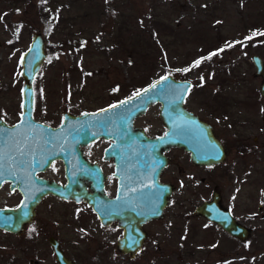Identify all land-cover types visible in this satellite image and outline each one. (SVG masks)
Returning <instances> with one entry per match:
<instances>
[{
  "label": "rangeland",
  "instance_id": "obj_1",
  "mask_svg": "<svg viewBox=\"0 0 264 264\" xmlns=\"http://www.w3.org/2000/svg\"><path fill=\"white\" fill-rule=\"evenodd\" d=\"M158 15L172 28L153 25ZM0 17V118L7 123L21 112L20 56L40 31L46 57L33 84L35 119L56 124L65 111L96 110L172 74L192 82L184 106L212 124L226 150L212 171L175 156L169 171L180 183L134 258L116 250L118 231L99 226L88 207L48 197L20 236L0 230V264H56L49 235L78 264H264V96L251 61L253 54L264 60V0H0ZM141 29L148 38L157 30L153 47L165 46L143 67L133 51ZM156 111L136 121L149 134L162 131ZM213 190L250 229L245 240L195 214ZM18 198L0 189V206Z\"/></svg>",
  "mask_w": 264,
  "mask_h": 264
},
{
  "label": "water",
  "instance_id": "obj_2",
  "mask_svg": "<svg viewBox=\"0 0 264 264\" xmlns=\"http://www.w3.org/2000/svg\"><path fill=\"white\" fill-rule=\"evenodd\" d=\"M21 57H23V63H21ZM45 57V40L40 31H35L31 35L29 46L20 56V74L23 83L19 118L12 124L0 118V128L15 130L14 126L20 125L17 139L26 153L22 159L34 160V166H36L31 171L33 179L29 176L30 173L22 172L21 164L16 166L19 171L15 170V175L5 171L4 176L0 177V185L4 180L11 181L10 191L17 190L22 194V199L17 206L0 207V229L20 234L23 226L33 219L38 203L47 194L65 199L73 198L76 201L85 200L103 223L116 219L119 200L117 197L113 199L106 197L102 183L99 184L95 193H76L69 179L65 184H61L54 180L38 178L35 173L45 170L56 159H62L67 170L68 148L74 147L77 151L81 145H86L100 137L121 140L122 143H118L122 145H126L124 143L126 138H133L129 146L138 149L136 151L139 154L137 162L141 163L142 167L145 168V165L150 163L149 178L151 182L153 181L151 189L145 193L146 199L143 201L145 207H139L138 221L133 220V227L130 224H122L124 236L117 244L118 249L133 257L142 248L147 237L141 224L163 216V210L173 191L171 184H163L158 180L162 168L168 161V158L163 157V150L170 146H179L189 153L192 164L212 165L225 160L224 145L215 136L210 123L185 108L184 101L192 82L188 79H177L172 74H164L133 94L96 110L79 114L65 112L61 123L57 126L43 123L33 116L35 101L33 84ZM251 60L255 67L254 76L261 77L263 80L260 84V92L264 95V60L257 54H253ZM163 77H168V79L163 80ZM146 89L147 92H145ZM138 92L141 95L137 96ZM122 101H127V103L121 104ZM154 103H160L159 116L166 131L161 135L151 137L142 128L134 130L132 120L143 114ZM114 104L120 107L110 108ZM104 109H109V111L102 112ZM22 117L25 120L24 124H21ZM262 118L264 120V115ZM131 129L134 130L135 135L130 136ZM56 133H60L59 139L51 140L50 137ZM165 133L169 135L165 136ZM14 143L9 145L7 154L17 155V158L21 159L15 152ZM41 160L46 162L41 164ZM66 176L68 177L67 173ZM107 213L114 214V216H105ZM195 214L217 224L228 234L242 241L250 234V229L237 221L229 209L222 206L221 196L217 190L213 191L210 200L196 206ZM131 220L126 222H131ZM52 245L59 264H76L64 255L56 241L52 242Z\"/></svg>",
  "mask_w": 264,
  "mask_h": 264
},
{
  "label": "flooded vegetation",
  "instance_id": "obj_3",
  "mask_svg": "<svg viewBox=\"0 0 264 264\" xmlns=\"http://www.w3.org/2000/svg\"><path fill=\"white\" fill-rule=\"evenodd\" d=\"M262 82H263V80L261 81V83ZM259 91H260V85H259ZM260 94H261V92H260ZM152 107L157 108L155 115L157 117V120H159L158 122H159L160 126L162 127V131L160 133H156V134H149L143 126L136 124V121L138 119H140L141 117H144L145 114L147 113V111ZM159 108H160V103H154V104L150 105L143 114L134 117V119L132 120V128L134 130L138 129V128H142V129H144L146 134L148 136H151V137H155V136L163 134L166 131V127L161 122V119L159 116ZM65 112H69V111H65ZM65 112L62 113L60 121L57 122L56 124H50V123H46V124H49L51 126L59 125L62 121L63 114ZM263 115H262V117H263ZM201 119H203V118H201ZM203 120H205V119H203ZM205 121H207V120H205ZM43 123H45V122H43ZM134 130L131 129V131H129L130 136L135 135ZM214 134H215V131H214ZM215 136H216V134H215ZM132 139L133 138H128V139L126 138L124 140V143L126 145H122V144L118 143L121 140L119 141L118 139L117 140L105 139L104 137H100L96 140L89 142L86 145H81L77 151H76V148H74V147L68 148L67 153L69 154V160L67 163V170H66V165H65L64 161L62 159H56V160L52 161L51 164L45 170L35 173V176L38 178H45L48 180H54V181L61 183V184H65L66 182H68V179H69L73 185V190L76 193H88V194L95 193L98 190L99 184L102 183L106 197H108L109 199H113V198L117 197L118 195L121 197V199L118 202L119 206H118V210L116 212V215H117L116 219L115 218L112 220L110 219V220H108V222L103 223L99 220L96 213L92 210L91 205H88V203L85 200L76 201L73 198L65 199V198L59 197L57 195L47 194L38 203V205L36 206V209H35V214H34L33 219L23 226L20 234H15L13 232H8L5 230H2V231L16 235V236H20L24 232V230L35 219V217L37 215L38 208L42 204L44 199H46L48 197H53V198L59 200L60 202H68V203H72V204L85 205L96 216V219L98 221L99 226H101L103 228L115 227V229L118 231L117 236L115 238L116 250L123 255H127L131 259L134 258L142 250L144 245H142V248L137 253H135L133 257H130V255L128 253L121 252L118 249L117 244H118L119 240L121 238H123V236H124V226L122 224H124V223L130 224V226L133 227V222L138 221L139 212H140L139 207H142V206L145 207L144 203H143V201L146 199L145 193L149 192V190L152 187L151 184L153 181L151 182V179L149 178L150 163L148 162V164H146L145 168H144L141 166L142 165L141 163L137 162L139 154L136 153V151L138 149H135L134 147L129 146V143L133 142ZM253 140L256 142L258 140V138L254 137ZM120 143H122V142H120ZM224 148H225V146H224ZM9 155L10 154L8 153V156ZM175 156H178L179 159L183 162L187 156L189 161H190L189 153L182 147L170 146L169 148H166L165 150H163V157H164V159L168 158V161L165 164V166L162 168V170L159 174L158 180L160 183H163V184H171L173 186L172 194L174 193V191H176L178 183H180L179 181L176 182V179L174 178L175 174L169 171L171 166L173 165ZM161 163H162V161H161ZM191 164H192V162H191ZM219 164H221V163L212 164V165H194V164H192V165L196 166L198 169L203 170V171H212ZM21 165L23 168L22 172L24 171L25 174L30 173L29 176H31V178L33 179V175L31 173V171L33 169H35L36 166H34V164L31 167H28L25 164H21ZM130 168H131V172H130ZM180 168H181V170H179V171H182L183 168L181 167V165H180ZM15 170L17 171L18 169L15 168ZM52 172L56 173L57 177H55V176L52 177V175H51ZM66 173L68 174V177L66 176ZM168 173H169V175H168ZM201 180L203 181L204 177H201ZM10 184H11V181L4 180L0 185V189L6 186L7 189L10 191ZM213 191H215V190H213ZM13 192L18 193V196H19L18 202L15 203L14 205L0 206V207H15L19 204V202L22 199V194L17 190H14ZM212 194H213V192H212ZM205 201H207V200H205ZM168 203H169V201H168ZM167 206H168V204L166 205V207ZM166 207L163 210V215H164V211H165ZM105 216L113 217L114 214L107 213V214H105ZM162 217L159 219H162ZM129 219H132L131 222H126ZM159 219H150V220L144 221L141 224L142 229L147 234L146 239L149 237V233L147 231V226L150 225V223H152L154 221H158ZM210 223H213V222H210ZM134 228H135V226H134ZM232 237H234V236H232ZM55 241L58 243V246L60 247V242L54 236L49 235L46 239V242L51 249V252L53 254V257H54L56 264H59V262L56 259V255L54 253V249H53V245H52V242H55ZM60 249L62 250L61 247H60ZM62 252L64 253L63 250H62ZM64 255H66V254L64 253ZM67 258H69V257H67ZM69 259L72 260L71 258H69ZM72 261L75 262L74 260H72ZM76 264H78V263H76Z\"/></svg>",
  "mask_w": 264,
  "mask_h": 264
},
{
  "label": "snow or ice",
  "instance_id": "obj_4",
  "mask_svg": "<svg viewBox=\"0 0 264 264\" xmlns=\"http://www.w3.org/2000/svg\"><path fill=\"white\" fill-rule=\"evenodd\" d=\"M46 2V0H45ZM0 20H2V17H0ZM31 51V49H30ZM218 51H223V49H220ZM217 52H214L212 54H210V57L212 55H217ZM209 57V58H210ZM21 63H23V57H21ZM201 63V61H196L195 62V66H199V64ZM190 69H186L185 71H188ZM163 80H167L168 77H163ZM155 87V85L153 86ZM148 90L146 89L145 92H147ZM141 95V93H137V96ZM127 101H122L121 104H126ZM120 107V105L114 104L111 105L110 108H118ZM109 111V109H104L102 110V112H107ZM87 115V114H85ZM25 120L22 117L21 119V124H24ZM30 123V121H29ZM63 127V126H62ZM19 128L20 125H16L14 126L15 130H9V129H5V128H0V177L4 176L5 171H9L11 172V174L15 175V168L17 165L19 164H25L28 167H31L35 161L34 160H23L22 157H24L26 155L25 151L23 150V147L21 146V143L19 141V139H17L18 135H19ZM168 133H165V136H168ZM60 136V133H56L55 135H52L50 137L51 140H58ZM25 139H28V137H25ZM163 139V137L161 138ZM14 143V148H15V152L18 154L19 157H21V159L17 158V155H12V156H8L7 151L9 150V145ZM7 161V164H6ZM45 160H41L40 163L43 164L45 163ZM121 197L118 195L117 196V200H120ZM25 215H27V213H25ZM33 231H35V229H33Z\"/></svg>",
  "mask_w": 264,
  "mask_h": 264
},
{
  "label": "trees",
  "instance_id": "obj_5",
  "mask_svg": "<svg viewBox=\"0 0 264 264\" xmlns=\"http://www.w3.org/2000/svg\"><path fill=\"white\" fill-rule=\"evenodd\" d=\"M154 20L150 21L153 23V25L156 24H162V28L161 29H169L172 27H169V24L166 23V21H164L161 17L158 16H154ZM147 30V29H146ZM158 31L153 29V31L150 33L149 38L147 37V33L144 32L143 29H141V34L138 32L134 35L135 39H136V45L135 48L133 49V51L137 54V58H136V63L138 64L139 67H143V65L145 64V62L147 60L149 61H153L155 58H161L164 54V50H165V46H162V48L159 50L153 47V43L150 40L151 37H156V41L158 40ZM160 51V54H159ZM159 54V55H158ZM133 63V62H132Z\"/></svg>",
  "mask_w": 264,
  "mask_h": 264
}]
</instances>
